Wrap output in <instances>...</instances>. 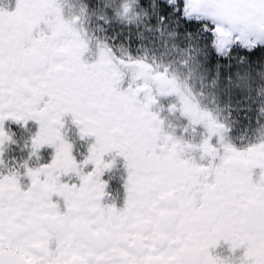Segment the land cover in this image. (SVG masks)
Instances as JSON below:
<instances>
[{"label":"snow or ice","instance_id":"snow-or-ice-1","mask_svg":"<svg viewBox=\"0 0 264 264\" xmlns=\"http://www.w3.org/2000/svg\"><path fill=\"white\" fill-rule=\"evenodd\" d=\"M0 264H264V0H0Z\"/></svg>","mask_w":264,"mask_h":264},{"label":"flooded vegetation","instance_id":"flooded-vegetation-1","mask_svg":"<svg viewBox=\"0 0 264 264\" xmlns=\"http://www.w3.org/2000/svg\"><path fill=\"white\" fill-rule=\"evenodd\" d=\"M12 127H15V126L13 125ZM33 130L35 131V126ZM87 143H88L87 141H79V140L76 141L77 149L74 154L77 156V159H83L81 152L86 149ZM53 154H54V149L45 148L42 151V159L40 160V163H48L51 160ZM123 178H124L123 169H119L113 173L106 174L104 177V179L110 180L109 191L112 192L113 194H116L117 192L120 193V198L117 200L118 204L122 203Z\"/></svg>","mask_w":264,"mask_h":264}]
</instances>
